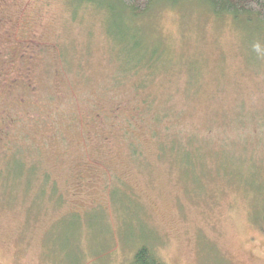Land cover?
<instances>
[{
  "label": "rangeland",
  "instance_id": "rangeland-1",
  "mask_svg": "<svg viewBox=\"0 0 264 264\" xmlns=\"http://www.w3.org/2000/svg\"><path fill=\"white\" fill-rule=\"evenodd\" d=\"M76 1L0 0V264H126L139 244L165 264H264V24ZM134 40L155 64L131 66ZM187 135L198 184L157 155Z\"/></svg>",
  "mask_w": 264,
  "mask_h": 264
},
{
  "label": "trees",
  "instance_id": "trees-1",
  "mask_svg": "<svg viewBox=\"0 0 264 264\" xmlns=\"http://www.w3.org/2000/svg\"><path fill=\"white\" fill-rule=\"evenodd\" d=\"M76 1V0H74ZM87 1L92 0H78L76 3H80L84 5ZM165 3L175 6L181 5V3H186L185 7L189 6L187 3H196L201 5V8H204L207 12L212 14L215 17H225L230 16L234 20L242 19L243 21L251 24L261 23L264 24V0H114V4H116V9L122 10V7L128 11V14L131 16L132 19L136 18V16L143 15L147 13L151 7L156 3ZM118 11V10H117ZM119 12V11H118ZM135 44L134 47H141L144 51L142 56L138 57L135 62L131 64V66L135 63L146 61L148 66L155 64V49L150 48V46L145 45L142 48V43L135 40L133 41ZM149 49V50H148ZM139 50V49H138ZM130 66V67H131ZM139 87H142L146 84V81H142ZM149 98V97H148ZM147 98V99H148ZM247 116V115H245ZM260 120H264V116H259ZM164 116L162 113H156L153 115V120L158 123L160 122ZM238 119V118H237ZM239 120H241L239 118ZM157 134V133H156ZM153 132V137L156 135ZM190 147H186L189 146ZM199 141L195 139V136H188L187 135V142L181 143V141H177L175 139H170L169 141L160 142V146H158V158H169L171 157V153L177 155L180 159V162L177 164L179 172L181 173V178L186 181H191L194 184H198L195 182L193 177L194 172L199 171L202 169L201 167L204 166L202 163L204 159V152L203 149L199 146ZM169 152L170 154H167ZM132 154H135V148L132 147ZM11 158V159H10ZM13 160V164H16L21 168L20 172L16 176H21L23 174L27 175L29 178L31 177L33 180L34 178L38 179L39 181V194L44 191L45 188L48 189V196L53 197L55 193L54 185L48 186L49 184V174L46 171H40V176L38 177V166L36 163H26L27 161L23 159L21 156L13 153L11 154L7 160L4 162L5 165H9L10 161ZM24 167L27 168V171L24 172ZM42 170V169H41ZM203 170V169H202ZM2 174V171L1 173ZM8 190H13L17 187V180L16 177L14 180H10ZM35 181V180H34ZM39 198L41 195H39ZM56 197V196H55ZM40 204V203H38ZM37 204V205H38ZM264 220V215H263ZM126 264H165L163 258L155 252L150 246L147 244H139L132 252L130 259Z\"/></svg>",
  "mask_w": 264,
  "mask_h": 264
},
{
  "label": "clouds",
  "instance_id": "clouds-1",
  "mask_svg": "<svg viewBox=\"0 0 264 264\" xmlns=\"http://www.w3.org/2000/svg\"><path fill=\"white\" fill-rule=\"evenodd\" d=\"M256 47H257V50H259V46L257 45Z\"/></svg>",
  "mask_w": 264,
  "mask_h": 264
}]
</instances>
